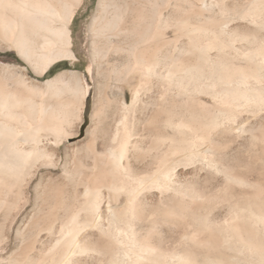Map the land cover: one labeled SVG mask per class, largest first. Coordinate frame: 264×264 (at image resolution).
Wrapping results in <instances>:
<instances>
[{"label":"rangeland","instance_id":"374dc122","mask_svg":"<svg viewBox=\"0 0 264 264\" xmlns=\"http://www.w3.org/2000/svg\"><path fill=\"white\" fill-rule=\"evenodd\" d=\"M148 1L152 2V7L148 6L146 12L151 17L160 5L170 20L161 41L150 39L140 45L137 43L138 34L130 30V9L146 6L143 0H82L69 26L72 37L70 49L75 56L54 64L43 75L17 49L0 39V90L6 95L16 94L28 102L20 108L0 113V123L12 125L20 132L39 129L41 139L39 143L21 141L17 145L25 150L38 148L39 152L29 162V168L18 181V184L21 183L18 185L13 183L15 179L8 178L0 184V264H20L27 254L33 260L43 256L54 244L61 226L89 200L88 191L99 189L103 203L125 204L126 195L114 193L111 189L120 179L110 159L111 150L119 143L115 139L118 131L120 138L123 135L128 141L127 155L123 160L126 177L134 180L154 172L158 167L154 163L155 156L170 147V142L165 145L158 142L159 136L169 138L175 135L174 130L166 124L169 118L177 123L180 120L196 124L193 121L196 117L211 119L216 112L227 108L225 99H215L209 94L198 95V100L188 102L185 95L176 94L180 89L178 82L169 88L159 76H144L137 61L143 50L149 56L151 54L150 57L156 56L161 60L162 65L158 69L164 75L169 69L190 68L195 64L206 68L198 54L189 50V38L182 36L175 25L181 13L189 11L193 0ZM259 5L263 15L261 19L264 20V0ZM198 21L196 19V24ZM55 24L61 25L60 21H55ZM229 25L230 30L239 36L235 48L227 47L223 51L214 48L212 56L219 55L217 57L232 69L248 71L249 65L244 55L264 42V30L249 20H230ZM226 38L222 35L219 40L228 43ZM201 40L215 41L211 36L204 35ZM205 70L209 74L208 69ZM63 75L65 80L58 83L56 88L47 85V81ZM248 108L240 111L237 118V123L246 124L245 132L225 136L219 130L213 131L211 136L207 135L204 147L212 151L209 155L217 160L222 172L245 177L248 185L232 184L230 189H233H229L230 193L226 192L223 173L218 174L203 161L191 162L186 154L180 153L172 180L191 192L205 190L208 199L205 205L198 206L190 197H184L181 198L182 207L178 213H153L154 207L161 201L165 202L162 208L173 206L170 199L172 193L162 195L157 188H145L128 211L134 231L140 230H136L138 242L145 241L146 234L151 230L154 240L151 243L152 237L146 240L169 252L194 250L200 258L206 254L214 255L216 248L211 243H204L210 237L209 232L200 234L203 242H192L190 239V235L200 226V219L209 217L215 226L222 224L230 218L232 206L239 202L242 194L249 196L247 199L255 208L264 204V114L255 117ZM49 125L59 127V132L55 134L47 130ZM253 136H257L259 141L254 140ZM18 138L24 137L20 135ZM220 144H228L229 147ZM87 214L80 211L79 223L83 227L78 240L93 248L98 246L100 228L86 225ZM106 216L102 215L101 224L108 227L109 217ZM80 255L71 259L73 263L69 264L107 263V259H101L92 252ZM137 264L149 263L139 261Z\"/></svg>","mask_w":264,"mask_h":264},{"label":"bare ground","instance_id":"6f19581e","mask_svg":"<svg viewBox=\"0 0 264 264\" xmlns=\"http://www.w3.org/2000/svg\"><path fill=\"white\" fill-rule=\"evenodd\" d=\"M143 1L146 6L130 9V22L132 23L129 26L130 30L138 34L137 43L139 44L146 43L150 39H159L161 41L162 37L165 36V31L170 26L169 17L165 15L166 13L163 12L165 9L163 10L159 4H157L159 6L157 7L156 14L151 17L150 13L146 11L148 6L152 7V2L148 0ZM234 1L193 0L189 11L186 10L185 13H181L180 18H177L176 24L174 23L180 34L189 38V50L192 53L198 54V57L208 69L209 74H207L206 68H201L195 64L194 66L192 65L193 67L189 66L190 68L169 69L167 74L164 75L158 69L161 68L162 64L161 60L156 56L150 57L151 54L149 56L148 52L144 50V52L141 50L142 53L139 57L137 56L138 65L144 76L148 78L159 76L161 80L163 79L166 82L169 88L178 82L177 85L180 89L176 94L185 95L188 98L187 101H196L198 100V95L209 94L215 99H225L228 103L227 108L218 113L216 112L211 119L196 117V120H193L196 121V124L186 123L179 119L177 123L172 118H169L166 124L174 130L175 135H171L169 138L159 136V139L158 137L156 139H158L159 144L163 145L170 142V147L168 149L165 147L167 150L155 156L154 163L156 162L158 167L154 172L149 175L146 173L147 176L134 180L126 177V166L123 165V160L127 155L128 141L123 135L120 138V132L118 131L115 139L119 140V143L115 149L111 150L110 159L113 163V170L115 174L120 176V179L112 185L111 189L114 193H124L126 195V202L123 206L113 205L110 202L103 203L101 191L94 189L87 192L90 196L89 200L79 209L81 212L86 211L88 213V223H85L87 226L91 225L100 228L98 246H96V243V247L92 248L84 243L81 244L80 240H78L83 226L79 223L80 211H77L61 226L58 236L55 237L56 239L54 238L55 242L52 247L43 256L37 258V262L34 261L37 259H30L27 254L20 264H69L72 262L71 259L76 258L79 254L82 255L90 252L98 254V257L101 259H107L106 264H137L139 261H147L149 264H264V204L257 205L255 208L252 202L247 199L249 198L247 195L242 194L239 196V202H236L232 206L230 218L225 219L226 221L223 220L222 224L215 226L209 217H202L200 219V226L198 229L196 228L197 231L195 230L190 235L191 241L203 242L200 234L209 232L210 237L208 240H204V243H211L217 251L214 255L206 254L201 258L194 250H186L182 253L169 252L164 250L162 246L154 245L156 243L150 244L154 240L151 236V230L146 234V237L144 236L145 241L138 242L140 240H137L136 233L140 230L136 229L138 232L134 231V224L131 223L132 219L130 220L128 217V211L135 199L147 187H152V189L157 188L161 191L162 195L172 193L170 199L173 201V206L162 208V203L164 204L165 202L161 201L154 207L153 213L162 211L165 214L178 213L182 207L181 198L184 197H190L193 200L192 202H195L198 206H200L199 204L205 205L204 202L208 199L205 190L197 189L195 192H191V190L185 189L184 186L174 183L172 180L174 166L178 163L177 156L180 153L186 154V158L191 162L203 161L204 164H207L218 174L223 173L226 185L228 186H225L224 190L226 192L229 191L232 184L248 185L245 177L240 175L235 176L227 173V171L226 173L222 172L219 169L217 160H214L209 155L212 151L208 147L207 149L204 148L207 135L213 131L219 130L225 136L245 132L246 124L237 123L239 112L244 110L245 107H251L248 110L255 117L264 114V42L253 51L244 55L249 65L248 71L232 69L223 59L217 57L219 55L216 57L212 56L214 48L221 49V51L227 47L228 49L229 47L235 48V42L239 36L234 30H230V20H249L253 25H257V28L264 30V20L261 19L263 15L259 8L261 0H249V3L247 0H236L235 3ZM80 2L82 0H0V39L17 49L35 70L38 69L37 72L39 74H46L54 64L75 56L70 49L72 37L69 26L76 15L77 6L81 5ZM232 2L234 5L231 4ZM102 7L101 9H103ZM175 15L177 14L175 13ZM196 19L199 20L198 24H196ZM55 21H60L61 25L58 26L55 24ZM207 24L211 26L209 27ZM203 35L211 36L215 41H202L201 36ZM222 35L228 38V43H225L226 41L220 42L219 37ZM207 79L209 81H205ZM63 80H65L64 75L47 81V85L50 88H56L58 83L60 84ZM15 95H6L0 90V113L9 112V110L15 107L20 108L28 103L26 102L27 100H22ZM11 126L0 123V184H3L8 178L15 179L13 183L18 184V181L23 177L29 166V162L39 153L38 148L25 150L17 146L21 141L39 143L41 140L39 129L20 132ZM58 128L49 125L47 130L57 134ZM20 135L24 138L19 139L18 136ZM10 136H12V139H9ZM253 137L254 140L259 141L257 136ZM227 145L220 144L219 146L226 148ZM258 194L260 193L258 192ZM256 196L259 195L256 194ZM198 206L197 208H199ZM20 208L22 209V206ZM103 214L109 217V219L107 218L109 220V224L107 222L108 227L101 224ZM146 238H151V241L149 240L150 243ZM130 259H134V261Z\"/></svg>","mask_w":264,"mask_h":264},{"label":"trees","instance_id":"16d2710c","mask_svg":"<svg viewBox=\"0 0 264 264\" xmlns=\"http://www.w3.org/2000/svg\"><path fill=\"white\" fill-rule=\"evenodd\" d=\"M51 72V71H50Z\"/></svg>","mask_w":264,"mask_h":264}]
</instances>
